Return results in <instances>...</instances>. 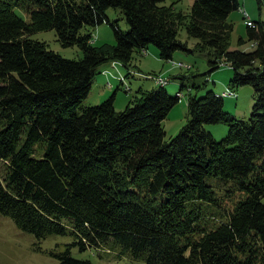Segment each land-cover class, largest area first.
Instances as JSON below:
<instances>
[{
	"label": "trees",
	"instance_id": "16d2710c",
	"mask_svg": "<svg viewBox=\"0 0 264 264\" xmlns=\"http://www.w3.org/2000/svg\"><path fill=\"white\" fill-rule=\"evenodd\" d=\"M164 2L0 0V213L39 239L71 231L74 242L51 252L59 264H96L71 247H99L109 237L143 264H264V21L247 25L251 50H231L228 17L239 0H194L189 14ZM110 7L124 14L127 31L111 23ZM104 22L114 46L82 32ZM181 27L193 47L179 38ZM48 29L83 56L65 58L30 38ZM149 44L166 60L176 50L206 53L208 73L230 66L227 88L255 90L249 118L225 111L223 93L190 94L188 121L166 140L163 121L183 93L171 96L167 81L140 89L124 110L115 95L83 107L103 63L131 68L134 52ZM218 123L229 127L220 140L206 128ZM209 177L234 181L244 196L217 209Z\"/></svg>",
	"mask_w": 264,
	"mask_h": 264
},
{
	"label": "rangeland",
	"instance_id": "374dc122",
	"mask_svg": "<svg viewBox=\"0 0 264 264\" xmlns=\"http://www.w3.org/2000/svg\"><path fill=\"white\" fill-rule=\"evenodd\" d=\"M240 7L232 11L228 21L233 25L231 34V50H251L253 45L249 40L248 28L243 14L247 12L254 21H264V3L259 7L256 0H239ZM194 0H165V4L175 3L176 10L189 14ZM16 13L29 20L28 14L16 7ZM106 14L111 23L116 22L123 31L129 29V24L119 8L110 7ZM83 33L91 32V43L97 46H114L116 38L110 23L92 28L85 26ZM30 38L45 41L49 47L65 58L79 59L83 56L82 50L77 46L63 47L57 40L54 29L37 31ZM179 38L193 47L197 42L189 37L186 29L181 27ZM243 38L245 43L239 45L238 40ZM131 68L123 66L120 62H106L99 67V72L94 76L92 87L83 101V107L102 103L115 95L114 106L117 110H124L126 106L141 94L140 89H158L160 85L150 75H162L167 79L165 89L171 96H177L182 91L180 101L172 107L168 117L163 121L167 133L166 140H170L188 121V98L191 95L205 96L209 91L217 94L223 93L224 110L234 115L237 119L247 120L251 114L252 106L256 99L255 90L250 85L235 88L237 96L232 97L231 92L225 91L230 85L234 70L227 64L208 73L210 66L208 56L202 52H187L176 50L172 60L162 59L154 44H149L143 51H135ZM176 63V64H175ZM181 63V65H180ZM120 74L125 77L121 84ZM128 74V75H127ZM175 75H178L174 78ZM166 82V81H165ZM183 86V89L181 87ZM201 88H196V87ZM188 89V90H187ZM230 93V94H229ZM208 131L215 139L224 138L229 127L224 123L206 125ZM4 172L3 162L0 161V177ZM217 194L219 207L225 208L229 203H234L244 196V191L236 186L232 180H220L219 178H207ZM209 211H213L211 208ZM75 237L68 233L50 234L44 238H37L33 233L19 228L13 219L0 213V264H59V259L51 254L65 250L73 243ZM113 237L107 238L99 247L89 246L82 250L79 246L71 247V255L79 259H88L96 264H143L142 260L134 259L129 248H124L121 243H114Z\"/></svg>",
	"mask_w": 264,
	"mask_h": 264
},
{
	"label": "built area",
	"instance_id": "2783aa9c",
	"mask_svg": "<svg viewBox=\"0 0 264 264\" xmlns=\"http://www.w3.org/2000/svg\"><path fill=\"white\" fill-rule=\"evenodd\" d=\"M243 16L245 17V23L247 25L255 26L253 20L250 18V16H249L248 13L247 14H243ZM180 65H181V63H180ZM150 77H152L153 79H155L158 84H162L165 81H167V79H165L162 75H160V76L150 75ZM120 78L122 79V82L125 81V77H123L122 74H120ZM225 91L231 92V94H232L233 97H236L237 96V93L234 90L230 89V88H227Z\"/></svg>",
	"mask_w": 264,
	"mask_h": 264
},
{
	"label": "bare ground",
	"instance_id": "6f19581e",
	"mask_svg": "<svg viewBox=\"0 0 264 264\" xmlns=\"http://www.w3.org/2000/svg\"><path fill=\"white\" fill-rule=\"evenodd\" d=\"M245 14H247V12H245ZM249 26H251V25H249ZM121 79V78H120ZM122 82V81H121ZM222 94V93H221ZM230 94V93H229ZM225 95L227 96V93H225Z\"/></svg>",
	"mask_w": 264,
	"mask_h": 264
},
{
	"label": "crops",
	"instance_id": "0c3cea01",
	"mask_svg": "<svg viewBox=\"0 0 264 264\" xmlns=\"http://www.w3.org/2000/svg\"><path fill=\"white\" fill-rule=\"evenodd\" d=\"M238 95V94H237Z\"/></svg>",
	"mask_w": 264,
	"mask_h": 264
}]
</instances>
